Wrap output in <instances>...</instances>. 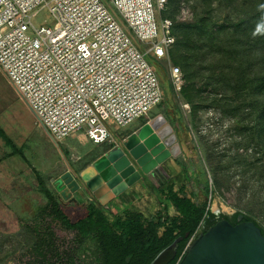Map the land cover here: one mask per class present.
I'll use <instances>...</instances> for the list:
<instances>
[{"label":"rangeland","instance_id":"rangeland-1","mask_svg":"<svg viewBox=\"0 0 264 264\" xmlns=\"http://www.w3.org/2000/svg\"><path fill=\"white\" fill-rule=\"evenodd\" d=\"M210 4L214 18L234 17L240 8L218 5V0H210ZM203 7L202 0H180L176 4L168 0L166 14L191 21ZM178 49L176 44L169 58L155 60L164 96L149 115L163 112L178 134L183 153L181 161L172 157V161L162 166L166 172H172L176 170V162H181L190 176L198 174L202 182L208 184L211 212L248 213L264 229V118L260 116L259 103L252 101L250 96L239 95L241 93L227 85L218 87L221 67L212 53L204 58L206 67L200 69L202 75L192 76L190 73L200 68L198 63L189 70L184 69ZM173 65L179 66L184 76V94L189 95L191 111L189 106L183 105L184 100L171 84ZM4 99L9 114V133L16 144L26 143L24 152L29 159L24 160L19 169V184L29 193L33 187L47 188L48 192L41 191L45 196L17 197L21 203L15 207L0 204V264H70V257L77 258L81 249L75 231L64 224L53 204L61 199L54 180L65 170L74 174L80 172L95 159L100 148L76 138L61 141V147L55 148L52 143H46L35 116L23 99L11 92H4ZM146 119L133 120L122 132L114 129L110 132L121 143V134ZM164 177L166 173L159 179ZM5 187H0V194L8 193ZM33 203L40 204L41 218L16 219L18 216L12 213L15 209H30ZM61 210L66 212L65 208ZM68 212L70 216L65 214L69 218L81 215ZM80 255L84 262L89 260L85 253Z\"/></svg>","mask_w":264,"mask_h":264},{"label":"built area","instance_id":"built-area-1","mask_svg":"<svg viewBox=\"0 0 264 264\" xmlns=\"http://www.w3.org/2000/svg\"><path fill=\"white\" fill-rule=\"evenodd\" d=\"M166 6L167 0H0V70L58 142L82 133L95 144H120L110 129L149 121L164 96L155 60L170 57L173 28L185 20L161 16ZM170 80L179 95L184 78L177 65ZM168 178L152 182L158 187Z\"/></svg>","mask_w":264,"mask_h":264},{"label":"trees","instance_id":"trees-1","mask_svg":"<svg viewBox=\"0 0 264 264\" xmlns=\"http://www.w3.org/2000/svg\"><path fill=\"white\" fill-rule=\"evenodd\" d=\"M170 1L176 4L180 0ZM202 1L204 7L195 13L191 21L176 22L173 28L176 42L170 55L177 44L184 69L189 70L194 63H198L200 68L194 69L190 73L192 76L202 75L200 69L206 67L203 62L207 54L215 55L221 67L218 87L227 85L241 93L239 95L252 97V101L259 103L260 116L264 118V0H218V5L240 7L236 16L226 18H214L210 0ZM167 8L168 0L161 16L176 19L166 14ZM184 85L179 95L189 104ZM0 134L10 142L1 130ZM12 147L23 155L25 144ZM176 163L181 171L176 174L166 172L169 178L153 188L154 201L149 203L147 200L146 206L136 203L138 207L123 206L110 211L109 207L92 199L87 202L83 216L71 219L57 202L53 203L64 224L75 231L81 249L77 257L80 258L81 253L88 256L89 262H84L82 258L81 264H149L160 250L182 235L175 256L166 264L176 263L190 237L211 215L208 184L203 183L198 174L190 176L181 162ZM239 213L241 211L230 215L234 220L232 223L238 222ZM242 213L243 220H254L264 234L257 220L248 213ZM186 232L188 235H185ZM75 257H70V264H75Z\"/></svg>","mask_w":264,"mask_h":264},{"label":"water","instance_id":"water-1","mask_svg":"<svg viewBox=\"0 0 264 264\" xmlns=\"http://www.w3.org/2000/svg\"><path fill=\"white\" fill-rule=\"evenodd\" d=\"M52 139L60 148V143ZM169 157L170 150L150 123L144 121L124 141L105 148L77 174L65 170L54 180V187L61 198L69 201L76 200L74 192L89 191L105 206L143 174L148 177L152 167ZM237 218L236 223L221 218L205 229L199 227L175 264H264V234L260 226L254 220H243L242 212ZM180 239L182 235L174 238L149 264H166L175 256Z\"/></svg>","mask_w":264,"mask_h":264},{"label":"crops","instance_id":"crops-1","mask_svg":"<svg viewBox=\"0 0 264 264\" xmlns=\"http://www.w3.org/2000/svg\"><path fill=\"white\" fill-rule=\"evenodd\" d=\"M4 92L8 93L11 92V94H14L15 96L17 94L15 88L12 86V84L8 81L7 77L4 75V73L0 70V130L5 134V136L10 140H6L1 134H0V187L6 186L5 189L7 190L8 193L6 194H0V204H10L12 206H17L20 205V200L17 197H24V196H35L36 194L39 195H44L41 191V187H33L30 193L26 191L25 188H23L19 184V179H18V174L19 169H22L24 165V160H29L24 152L25 147L22 149V154L19 152H15L14 148L12 147L15 145L16 147L21 146L22 144L26 143L22 142L20 144H16L14 140L12 139L9 131V114L7 111V102L6 99H4ZM30 109V108H29ZM36 125H38L41 130H42V135L45 137L46 143H52L55 148H58V146L55 144L53 141L51 135L48 133V131L41 125L38 124L37 121L35 120ZM143 123V122H141ZM141 123H138L134 127L129 128L124 134L128 135L132 133ZM126 130V127L125 129ZM16 138H19L16 136ZM71 138H76L80 140L82 143L89 142L92 143L91 141H88V139L82 134V133H77L73 136L68 137L66 140L71 139ZM23 139V138H22ZM84 142V143H85ZM60 143V142H59ZM95 146H98L100 148V152L96 155L95 159L102 154L103 150L105 149L104 146L109 144H95L92 143ZM11 147V149H10ZM61 147V144H60ZM59 149V148H58ZM22 160H21V159ZM94 159H92L93 161ZM91 161V162H92ZM169 161H172V157H169L166 159L163 163H168ZM91 162L88 164L90 165ZM22 163V164H20ZM162 163V164H163ZM20 164V165H19ZM175 164V163H174ZM86 165V166H88ZM175 169L172 172H169L170 174H176L179 171H181V168L178 164H175ZM8 182V183H6ZM16 183V184H15ZM194 184V183H193ZM153 188H156L155 185L152 182V179L146 175H142V177L133 185L129 186L127 189H125L122 193H120L118 196L114 197L112 200L108 202V207L110 208V211L113 210V208L116 210V208H121L123 206H129L132 207V204L134 207H138L136 203L143 204L146 206L147 200H149V203H152V200L154 201V193H153ZM195 188V184L193 186ZM46 190H48L46 188ZM23 191V192H22ZM41 192V193H40ZM76 196V200H67L61 198L58 202V206L60 209L65 208L66 212L69 215V211L72 213H79L81 216L85 214L86 211V204L88 201L91 199L97 200L96 197L89 191H86L85 193L76 191L73 193ZM45 196V195H44ZM18 200H17V199ZM6 200V201H4ZM14 200V201H13ZM98 201V200H97ZM99 203V202H98ZM100 204V203H99ZM40 204H34L30 209H16L14 212H12L14 215H17L16 219L19 220H37L41 218L42 212ZM70 216V215H69ZM71 218V217H70ZM78 218V217H77ZM74 219V218H71Z\"/></svg>","mask_w":264,"mask_h":264},{"label":"bare ground","instance_id":"bare-ground-1","mask_svg":"<svg viewBox=\"0 0 264 264\" xmlns=\"http://www.w3.org/2000/svg\"><path fill=\"white\" fill-rule=\"evenodd\" d=\"M148 122L170 150L172 157L181 161L183 153L178 134L163 112L155 114ZM164 173H166V170L163 168L162 163H157L148 171L147 175L152 180L157 181Z\"/></svg>","mask_w":264,"mask_h":264},{"label":"flooded vegetation","instance_id":"flooded-vegetation-1","mask_svg":"<svg viewBox=\"0 0 264 264\" xmlns=\"http://www.w3.org/2000/svg\"><path fill=\"white\" fill-rule=\"evenodd\" d=\"M230 215L231 214H227L222 210L213 211L211 212V215H208L207 219L201 223L200 227L202 229H205L208 226H210L212 223H215L217 220L221 218H227L230 222H234L233 218L230 217Z\"/></svg>","mask_w":264,"mask_h":264}]
</instances>
